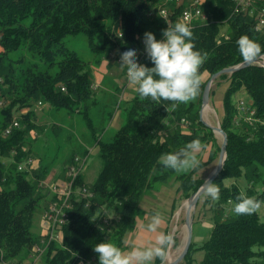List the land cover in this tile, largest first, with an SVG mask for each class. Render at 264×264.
Listing matches in <instances>:
<instances>
[{"label":"trees","instance_id":"16d2710c","mask_svg":"<svg viewBox=\"0 0 264 264\" xmlns=\"http://www.w3.org/2000/svg\"><path fill=\"white\" fill-rule=\"evenodd\" d=\"M190 1L168 2V23L180 21L179 15ZM161 2L0 0L1 263L33 264L44 257V264H99L94 246L112 242L124 250L126 237L136 229L138 219L148 213L142 204L152 190L174 177L179 182L181 200H187L204 183L205 179L196 173L218 158L222 143H217L213 129L201 120L203 93L213 74L244 62L236 43L241 36L259 43L264 52V29H255L256 20L234 14L233 0H202L206 19L190 26L195 49L208 57L200 67L203 82L198 96L175 108L172 101L141 99L134 89L127 88L123 67L125 82L119 88L123 98L118 103L123 123L109 140L103 136L114 112L107 106L111 97L117 99L118 91L101 90L94 80L93 65L64 42L69 35L85 34L96 56L95 63L105 67L109 60L117 59L113 52L121 56L129 49L145 50L146 31L153 32L158 40L162 38L168 24L157 12ZM31 56L39 57L48 68L41 70L37 64L29 63ZM137 57L141 64L154 66L146 52ZM54 66L58 70L52 74L50 68ZM218 80L226 81L220 126L228 136L225 165L214 180L220 187V198L214 205L211 198H200L198 204L203 199V206L211 214V232L201 245L193 242L179 264H264V219L260 213L238 216L233 212L241 191L264 202V66L251 64L231 74L223 73ZM240 93L250 98L245 100L246 107L254 111L250 121L245 119L248 112L239 105L243 99ZM42 104L56 115L50 117V124L37 122V107ZM20 109L26 110L17 118L20 127L4 135ZM63 116H77L88 130L82 142L72 141L69 136L71 155L63 162L61 179L66 177L76 156L88 164L95 148L102 168L91 183L85 179L83 169L75 182V189L80 192L73 195L62 242L52 241L37 256L34 246L40 243L43 228L33 231L35 215L41 211L43 221L50 205L59 200L50 189L54 182L48 181L58 157L55 152L51 157L45 156L43 143L48 145L51 140L44 132L46 127L53 133L61 130L52 119L61 120ZM196 138L210 148L209 157L200 158L198 167L177 174L158 162L162 154L175 152ZM30 157L36 160L35 167L20 170L19 164ZM83 187L88 188L89 195L81 192ZM174 237L173 246L177 247L179 240ZM198 251L204 255L196 263ZM155 262L162 263L159 258Z\"/></svg>","mask_w":264,"mask_h":264},{"label":"clouds","instance_id":"9594fccd","mask_svg":"<svg viewBox=\"0 0 264 264\" xmlns=\"http://www.w3.org/2000/svg\"><path fill=\"white\" fill-rule=\"evenodd\" d=\"M165 20L168 26L162 31V39L158 40L151 31H146L143 36L147 58L154 66L138 63L136 49L122 52L120 64L126 67L127 80L141 99L150 97L157 103L161 100L172 101L175 108L176 104H188L198 96L203 82L200 67L208 57L207 53L202 54L195 49L193 32L186 22L178 21L173 25ZM236 43L246 63H252L264 55L260 44L246 35ZM205 147L196 138L175 152L162 154L158 162L177 174L188 173L200 164L198 156ZM201 191L206 198H211L213 205L220 198V187L214 182L205 181ZM236 201L233 212L238 216L259 214L264 208V202L244 191L238 194ZM163 223L162 214L155 212L146 226L149 233L155 234L154 241L147 245L138 244L129 251L122 250L112 242L96 244L94 251L98 254L99 264H151L155 258H159L163 264L167 250L175 243L173 233L159 231Z\"/></svg>","mask_w":264,"mask_h":264},{"label":"rangeland","instance_id":"374dc122","mask_svg":"<svg viewBox=\"0 0 264 264\" xmlns=\"http://www.w3.org/2000/svg\"><path fill=\"white\" fill-rule=\"evenodd\" d=\"M66 46L72 50H75L78 55L86 60L87 62H90L92 67L95 68V83L101 85V90H106L108 88H112L114 91H118L117 93V99L115 97H111V103L107 106V110H112L114 112V118L110 121V123H107V129L104 133V139L109 140L111 139L116 131L120 128V126L123 123V114H122V108H119V98H123V94L119 92V88L122 89V83L125 82V76H124V69L117 63L116 59L109 60L110 62L105 65H102L103 63L96 64V56L92 52L89 46L88 38L85 34L81 33L78 35H69L64 40ZM20 52V51H19ZM18 52V53H19ZM29 63L37 64V66L41 70H45L48 68V65L44 63L39 57L37 56H31L30 59L27 60ZM24 65H28L26 61L23 63ZM58 70V67L54 66L53 68H50V72L54 74ZM98 75H97V73ZM226 81H220L218 78L213 82L210 92V101L208 105L205 106L208 107L207 109L204 108L203 110V119L207 123L211 124L212 126H218L220 125V120L222 116V99H223V92L226 89L225 87ZM119 85L121 87H119ZM118 87V88H116ZM239 96L243 98V100H248L249 96L246 93H240ZM128 97V95H126ZM125 98V96H124ZM250 99V98H249ZM109 101V99H108ZM120 105H123L124 103L121 101ZM103 109H105L103 107ZM106 110V109H105ZM26 110L20 109L19 112L16 113L15 118L17 119L19 115ZM62 115V114H61ZM60 115V116H61ZM56 118V115L53 113L51 108H49L48 105L42 104L41 106L37 107V115L36 119L37 122L41 125L50 124L51 118ZM2 114L0 112V124L2 122ZM55 120L60 124V127L62 128L58 132L53 133L49 127H46L44 135L50 136V142L47 145L46 143H43L46 145L43 147L45 149V156L51 157L53 153L55 152L57 155V159L53 162V169L50 172L48 181H52L54 183H58V181L61 180L60 172L64 167L65 160L71 155V149L70 144L71 141L69 140V136H72V141L74 139L79 140L82 142V137L86 133L87 127L83 120H79V118L76 116L69 117V116H63L61 120L52 119ZM215 133V138L218 144L222 143V136L219 133ZM46 149H49L46 152ZM96 152V149H94ZM210 148H204L201 153L199 154L198 158H202L203 160H206L209 157ZM49 154V155H47ZM220 154V153H219ZM219 160L216 158L212 163L206 165L205 167L201 168L197 173L196 176L204 178L205 180L211 175V173L214 171V169L217 166ZM84 174H86V179L88 182H93L96 180L101 168H102V162L101 159L98 157L97 153H94L91 158L88 161V164L84 167ZM59 176V177H58ZM58 177V178H57ZM57 178V179H56ZM174 178V177H173ZM171 178L170 181L164 182L161 186L158 187V189L152 190L143 201V208L148 211L149 214L154 215L155 212H162V209H166L168 212L161 213L163 218L167 219L169 225L167 226V232H171L174 234V236H177V239L179 240V245L177 247H174L172 245L171 248L167 250V257L164 260V264H170L171 261L175 260V258L182 252L187 238V226H186V211H187V200H181L180 193L177 192V187L179 185V182H176ZM53 183V184H54ZM174 193V200L172 201L171 196H168L169 193ZM171 193V194H173ZM159 203L156 204L157 202ZM172 202V203H171ZM175 204V205H174ZM174 205V210H172ZM204 200L202 199L200 203L197 205L193 216H194V222H193V242L195 245H201L208 237L211 232L212 228V220H211V214L208 209H205ZM209 208V207H206ZM168 209V210H167ZM41 213V211H40ZM38 213L35 215L34 223H33V231L38 232L41 227V214ZM148 213H145L140 218L141 223L139 225V228L137 231L130 232L128 236L125 239V249L131 250L132 247L141 244V241H149L153 242L155 234L152 233V237L149 238L146 232V226L150 222L151 216H148ZM262 218L264 219V208H262L260 212ZM143 224L145 226H143ZM143 226V227H142ZM133 236L136 237L133 238ZM204 252L198 251L195 254L196 263L200 262L203 258ZM43 260V261H42ZM45 258H41V261H36L33 264H44ZM0 264H4L1 263Z\"/></svg>","mask_w":264,"mask_h":264},{"label":"built area","instance_id":"2783aa9c","mask_svg":"<svg viewBox=\"0 0 264 264\" xmlns=\"http://www.w3.org/2000/svg\"><path fill=\"white\" fill-rule=\"evenodd\" d=\"M175 0H163L158 6L157 12L164 19L166 18L169 22L170 11L166 6L168 2H174ZM179 0H176V2ZM234 2V14H241L256 20L255 29H264V0H233ZM202 0H191L190 5L184 8L183 17L179 18L180 21H184L188 26H193L197 20H205L206 15L202 11ZM162 39V38H161ZM137 50V54L145 53L146 50ZM112 55L116 57L118 62H121V56L117 52H113ZM264 55H262L263 57ZM140 63V61L138 62ZM246 101L240 100L239 105L243 110L248 112L246 120H251V115L254 114L253 110L246 107ZM40 104V103H39ZM3 102H0V106ZM20 127L18 119L11 125V127L4 130V135H9L14 128ZM86 164V159L76 156L73 163L68 166L66 177L58 181V183H51L50 189L59 198L58 201L53 202L50 205L49 210L45 213L42 228L43 237L40 243L34 246V253L37 256H41L46 250L48 245L52 242H62L63 239V226L67 224L70 219V210L73 207L72 198L76 192H80L75 189V182L78 176L83 171ZM36 160L32 157L28 158L24 163L19 164V169L24 170L26 168H34ZM81 192L84 195H89L90 191L87 187H83Z\"/></svg>","mask_w":264,"mask_h":264},{"label":"water","instance_id":"95a60500","mask_svg":"<svg viewBox=\"0 0 264 264\" xmlns=\"http://www.w3.org/2000/svg\"><path fill=\"white\" fill-rule=\"evenodd\" d=\"M258 63L262 66H264V56L262 57H258L254 62L252 63H240L236 66H231L228 68H224L222 70H220L219 72L213 74L211 76V78L209 79L208 83L206 84L204 93H203V103H202V109L200 112V116H201V120L209 125L214 132L219 133L222 136V145H221V150H220V154H219V160L217 163L216 168L214 169V171L211 173V175L205 180V181H210V182H214V180L217 178V176L221 173V171L224 168L225 165V161L227 158V145H228V136L227 133L222 129V127L220 125L218 126H212L211 124L207 123L206 121H204L202 115H203V110L205 108L206 105H208L209 101H210V92H211V87L213 82L223 73H233L241 68L247 67L251 64H255ZM202 184V186L205 184ZM202 186L197 190V192H195L190 198L187 199L186 201V226H187V238H186V243L185 246L182 250V252L175 258V260L171 261L170 264H179L180 262L183 261V259L185 258V256L187 255L192 243H193V222H194V216L193 213L198 205V202L200 200V198L202 197Z\"/></svg>","mask_w":264,"mask_h":264},{"label":"crops","instance_id":"0c3cea01","mask_svg":"<svg viewBox=\"0 0 264 264\" xmlns=\"http://www.w3.org/2000/svg\"><path fill=\"white\" fill-rule=\"evenodd\" d=\"M97 73V72H96ZM97 75H98V73H97ZM127 88L129 89V90H133L134 89V86H131L130 84H129V82H127ZM96 149V148H95ZM93 152V154L94 153H97V149H96V152H95V150H93L92 151ZM84 173V172H83ZM85 176V179H86V174L84 175ZM171 193H173V192H171ZM171 193H169L168 194V196H171V198H172V201L174 200V193L173 194H171ZM155 201L157 202V200L155 199ZM172 203V202H171ZM156 204H158V206H159V203L157 202ZM168 210V209H167ZM162 212L161 213H163V212H168V211H166V209H162L161 210ZM149 215H152V214H149L148 213V216ZM140 219L141 218H139L138 219V223H137V227H136V231H137V229L139 228V225L141 224V223H143L142 221H140ZM164 219V223H163V226L161 227V229H159V231H163V232H166V229H167V226L169 225V223H168V221H167V219H165V218H163ZM143 226H145L144 224H143ZM142 226V227H143ZM42 230V227L40 228V231ZM134 230V231H135ZM133 231V232H134ZM145 234H147L148 235V237L149 238H151L152 237V233H149V232H146ZM133 238H135L136 239V237L135 236H133ZM141 243H143V244H145V245H147V244H149L150 242L149 241H141ZM124 251H127L126 249H124ZM129 251V250H128ZM155 260H156V258L151 262V264H156V262H155ZM162 264V263H161ZM163 264H164V262H163Z\"/></svg>","mask_w":264,"mask_h":264},{"label":"bare ground","instance_id":"6f19581e","mask_svg":"<svg viewBox=\"0 0 264 264\" xmlns=\"http://www.w3.org/2000/svg\"><path fill=\"white\" fill-rule=\"evenodd\" d=\"M189 5H190V3H189ZM189 5H188V6H189ZM180 12H181V11H180ZM181 17H183V10H182L181 14L179 15V18H181ZM207 108H208V107H206L205 109H207ZM15 121H16V120H14L12 124H14ZM12 124H10L7 128L11 127Z\"/></svg>","mask_w":264,"mask_h":264}]
</instances>
